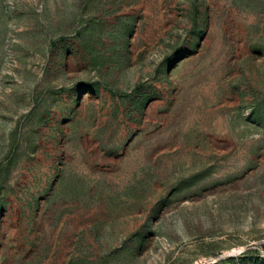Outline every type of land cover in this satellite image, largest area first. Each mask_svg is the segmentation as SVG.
<instances>
[{
  "label": "rangeland",
  "instance_id": "374dc122",
  "mask_svg": "<svg viewBox=\"0 0 264 264\" xmlns=\"http://www.w3.org/2000/svg\"><path fill=\"white\" fill-rule=\"evenodd\" d=\"M0 264H264V0H0Z\"/></svg>",
  "mask_w": 264,
  "mask_h": 264
}]
</instances>
